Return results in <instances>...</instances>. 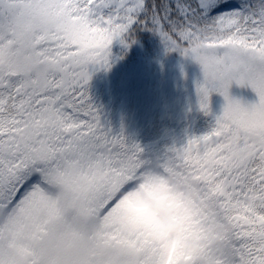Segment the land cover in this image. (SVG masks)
Listing matches in <instances>:
<instances>
[{"label":"snow or ice","instance_id":"snow-or-ice-1","mask_svg":"<svg viewBox=\"0 0 264 264\" xmlns=\"http://www.w3.org/2000/svg\"><path fill=\"white\" fill-rule=\"evenodd\" d=\"M138 30L199 66L200 111L224 100L209 131L154 161L89 95L113 41L127 49ZM168 171L202 209L184 264H264V0H0V264H170L121 215Z\"/></svg>","mask_w":264,"mask_h":264},{"label":"trees","instance_id":"trees-1","mask_svg":"<svg viewBox=\"0 0 264 264\" xmlns=\"http://www.w3.org/2000/svg\"><path fill=\"white\" fill-rule=\"evenodd\" d=\"M111 53V68L92 74L90 99L113 133L122 130L127 142L139 144L143 159L154 161L168 148L179 147L188 137L200 136L214 125L212 116L205 115L196 104L193 79L199 81V66L175 51L165 54L158 36L138 30L127 49L113 41ZM177 80L181 85L178 89ZM168 85L187 108L183 121L178 118L175 122L169 107L163 110L169 103L163 97ZM132 128L138 129L137 138L130 133Z\"/></svg>","mask_w":264,"mask_h":264},{"label":"clouds","instance_id":"clouds-1","mask_svg":"<svg viewBox=\"0 0 264 264\" xmlns=\"http://www.w3.org/2000/svg\"><path fill=\"white\" fill-rule=\"evenodd\" d=\"M130 192L121 215L132 225L143 227L162 261L184 264L199 253L204 226L194 190L182 189L168 171L151 173Z\"/></svg>","mask_w":264,"mask_h":264},{"label":"rangeland","instance_id":"rangeland-1","mask_svg":"<svg viewBox=\"0 0 264 264\" xmlns=\"http://www.w3.org/2000/svg\"><path fill=\"white\" fill-rule=\"evenodd\" d=\"M200 79H202L201 71H199V80ZM197 81L198 80L196 79V77H194L193 82L195 85ZM174 82H175V87L178 89L181 86L179 84V80L174 81ZM229 92L231 96L241 99V101L244 103H252L257 99L255 92L250 87H239L233 84L230 87ZM163 97H166V99L169 101V103L167 102V106L164 105L163 110H166V107H169L170 109L169 114L171 115L172 118H174L175 122L178 118H181V121L186 119L187 108L185 106H182L179 103L180 98L176 96L175 91L172 89L170 85H168V92L166 93V95L164 94ZM196 104H197V96H196ZM223 104H224L223 97H221L217 93L211 94L210 96V109H211L210 115L212 116L213 119L215 115L220 114V112L222 111ZM187 106H189V102L187 103ZM147 118H149V116H147ZM130 133L135 138H137L139 135V131L137 128L130 129Z\"/></svg>","mask_w":264,"mask_h":264}]
</instances>
